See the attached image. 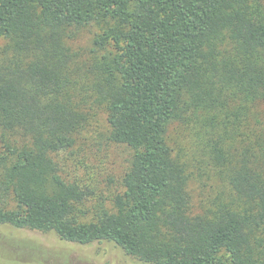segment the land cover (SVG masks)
Wrapping results in <instances>:
<instances>
[{
	"label": "trees",
	"instance_id": "trees-1",
	"mask_svg": "<svg viewBox=\"0 0 264 264\" xmlns=\"http://www.w3.org/2000/svg\"><path fill=\"white\" fill-rule=\"evenodd\" d=\"M101 119L105 188L57 160ZM0 224L264 264V0H0Z\"/></svg>",
	"mask_w": 264,
	"mask_h": 264
},
{
	"label": "rangeland",
	"instance_id": "rangeland-1",
	"mask_svg": "<svg viewBox=\"0 0 264 264\" xmlns=\"http://www.w3.org/2000/svg\"><path fill=\"white\" fill-rule=\"evenodd\" d=\"M85 39L83 37L81 43ZM99 123V131L84 134L71 150L62 151L57 160L68 179H81L105 188L107 184L113 186L120 180L129 165L131 151L125 145L110 143L105 136V123L102 119ZM0 264L150 263L127 255L113 242L79 244L62 240L53 232L0 224Z\"/></svg>",
	"mask_w": 264,
	"mask_h": 264
}]
</instances>
